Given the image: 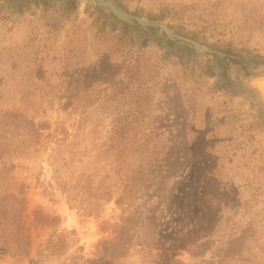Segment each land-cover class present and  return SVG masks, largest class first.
I'll use <instances>...</instances> for the list:
<instances>
[{
    "label": "rangeland",
    "instance_id": "1",
    "mask_svg": "<svg viewBox=\"0 0 264 264\" xmlns=\"http://www.w3.org/2000/svg\"><path fill=\"white\" fill-rule=\"evenodd\" d=\"M112 1L0 0V264H264V0Z\"/></svg>",
    "mask_w": 264,
    "mask_h": 264
},
{
    "label": "water",
    "instance_id": "2",
    "mask_svg": "<svg viewBox=\"0 0 264 264\" xmlns=\"http://www.w3.org/2000/svg\"><path fill=\"white\" fill-rule=\"evenodd\" d=\"M78 1H83L85 3L93 4V5L97 6L98 8H101V9L109 12L113 17H115L116 19H118L121 22L130 24V25L139 26V27H141L147 31L158 30L169 41L176 42L179 44H184V45H190L199 51L203 50L199 46V44L196 43L195 41L174 34L166 26V24L164 22L158 21V20H144L140 17L134 16V15L127 13L124 10H122L112 0H78Z\"/></svg>",
    "mask_w": 264,
    "mask_h": 264
},
{
    "label": "bare ground",
    "instance_id": "3",
    "mask_svg": "<svg viewBox=\"0 0 264 264\" xmlns=\"http://www.w3.org/2000/svg\"><path fill=\"white\" fill-rule=\"evenodd\" d=\"M256 87L261 91L262 94H264V81L256 82Z\"/></svg>",
    "mask_w": 264,
    "mask_h": 264
},
{
    "label": "trees",
    "instance_id": "4",
    "mask_svg": "<svg viewBox=\"0 0 264 264\" xmlns=\"http://www.w3.org/2000/svg\"><path fill=\"white\" fill-rule=\"evenodd\" d=\"M143 43L145 44V40H143ZM144 44H143V45H144ZM240 65L243 67V69H245V70L247 69V68L245 67V65H243V64H240ZM248 66H250V64H249ZM248 70H249V69H248ZM87 186H88V184L86 185V187H87ZM86 187H85V188H86ZM87 188H88V187H87ZM94 206H99V204L96 203V204H94Z\"/></svg>",
    "mask_w": 264,
    "mask_h": 264
}]
</instances>
